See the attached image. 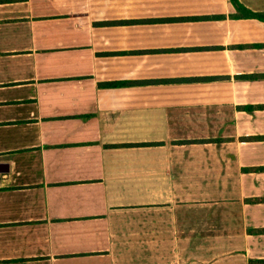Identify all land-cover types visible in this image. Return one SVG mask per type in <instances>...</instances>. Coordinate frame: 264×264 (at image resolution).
Returning <instances> with one entry per match:
<instances>
[{
    "label": "crops",
    "instance_id": "crops-1",
    "mask_svg": "<svg viewBox=\"0 0 264 264\" xmlns=\"http://www.w3.org/2000/svg\"><path fill=\"white\" fill-rule=\"evenodd\" d=\"M245 13L0 4V264H264V20Z\"/></svg>",
    "mask_w": 264,
    "mask_h": 264
},
{
    "label": "trees",
    "instance_id": "trees-1",
    "mask_svg": "<svg viewBox=\"0 0 264 264\" xmlns=\"http://www.w3.org/2000/svg\"><path fill=\"white\" fill-rule=\"evenodd\" d=\"M25 0H0V4L1 3H10V2H23ZM233 2L236 4V6L238 7V9L245 11L246 16H251V17H255V18H259L264 20V14H256V13H252L250 11H248L247 9H245L242 5H240L236 0H233ZM252 107H250L249 109H251ZM260 169V168H259ZM262 169V168H261ZM260 263V262H259ZM262 263V262H261ZM264 263V262H263Z\"/></svg>",
    "mask_w": 264,
    "mask_h": 264
},
{
    "label": "water",
    "instance_id": "water-1",
    "mask_svg": "<svg viewBox=\"0 0 264 264\" xmlns=\"http://www.w3.org/2000/svg\"><path fill=\"white\" fill-rule=\"evenodd\" d=\"M2 166H5V165H0V168H1Z\"/></svg>",
    "mask_w": 264,
    "mask_h": 264
}]
</instances>
